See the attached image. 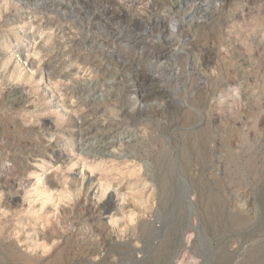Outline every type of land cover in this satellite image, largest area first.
Here are the masks:
<instances>
[{
    "label": "rangeland",
    "instance_id": "obj_1",
    "mask_svg": "<svg viewBox=\"0 0 264 264\" xmlns=\"http://www.w3.org/2000/svg\"><path fill=\"white\" fill-rule=\"evenodd\" d=\"M264 264V0H0V264Z\"/></svg>",
    "mask_w": 264,
    "mask_h": 264
},
{
    "label": "water",
    "instance_id": "obj_2",
    "mask_svg": "<svg viewBox=\"0 0 264 264\" xmlns=\"http://www.w3.org/2000/svg\"><path fill=\"white\" fill-rule=\"evenodd\" d=\"M174 264V263H173Z\"/></svg>",
    "mask_w": 264,
    "mask_h": 264
}]
</instances>
